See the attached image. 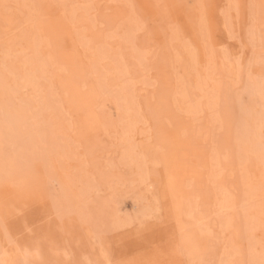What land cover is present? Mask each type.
I'll return each instance as SVG.
<instances>
[{
	"label": "rangeland",
	"instance_id": "374dc122",
	"mask_svg": "<svg viewBox=\"0 0 264 264\" xmlns=\"http://www.w3.org/2000/svg\"><path fill=\"white\" fill-rule=\"evenodd\" d=\"M264 0H0V264H262Z\"/></svg>",
	"mask_w": 264,
	"mask_h": 264
},
{
	"label": "snow or ice",
	"instance_id": "6c2138e0",
	"mask_svg": "<svg viewBox=\"0 0 264 264\" xmlns=\"http://www.w3.org/2000/svg\"><path fill=\"white\" fill-rule=\"evenodd\" d=\"M262 264H264V262H262Z\"/></svg>",
	"mask_w": 264,
	"mask_h": 264
}]
</instances>
